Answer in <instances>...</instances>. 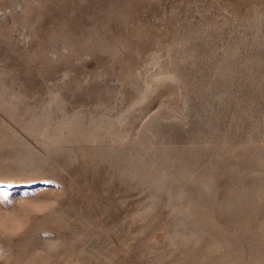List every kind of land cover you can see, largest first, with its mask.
Returning <instances> with one entry per match:
<instances>
[{
	"label": "rangeland",
	"instance_id": "obj_1",
	"mask_svg": "<svg viewBox=\"0 0 264 264\" xmlns=\"http://www.w3.org/2000/svg\"><path fill=\"white\" fill-rule=\"evenodd\" d=\"M0 264H264V0H0Z\"/></svg>",
	"mask_w": 264,
	"mask_h": 264
},
{
	"label": "snow or ice",
	"instance_id": "obj_2",
	"mask_svg": "<svg viewBox=\"0 0 264 264\" xmlns=\"http://www.w3.org/2000/svg\"><path fill=\"white\" fill-rule=\"evenodd\" d=\"M8 204H10V201H8L6 198L0 200V205H8Z\"/></svg>",
	"mask_w": 264,
	"mask_h": 264
}]
</instances>
